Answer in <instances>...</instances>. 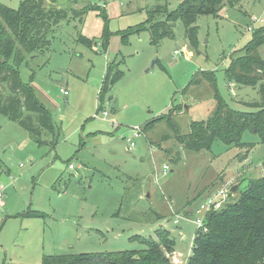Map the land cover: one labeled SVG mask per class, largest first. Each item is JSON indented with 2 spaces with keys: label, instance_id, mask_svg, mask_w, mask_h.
Listing matches in <instances>:
<instances>
[{
  "label": "rangeland",
  "instance_id": "obj_1",
  "mask_svg": "<svg viewBox=\"0 0 264 264\" xmlns=\"http://www.w3.org/2000/svg\"><path fill=\"white\" fill-rule=\"evenodd\" d=\"M23 1L0 3L17 10ZM183 1L44 0L46 8L66 10L68 17L19 72L59 135L55 146H39L0 113V264L142 250L136 237L158 238L159 228L176 240L173 264H185L198 231L189 214L224 184H240L241 193L263 176L264 144L250 130L242 149L216 140L210 150H188L177 134L190 133L193 123L216 111L204 73L214 75L232 109L251 112L241 103L261 101L258 89L230 85L226 70L264 28V0H239L234 7L225 0L217 16H200L197 48L189 44L183 20L175 23L173 37L154 42L150 14L160 19L155 12L174 11ZM260 53L264 57V47ZM112 62L122 73L102 101ZM139 128L146 131L141 136ZM42 139L51 142L48 134Z\"/></svg>",
  "mask_w": 264,
  "mask_h": 264
},
{
  "label": "trees",
  "instance_id": "obj_2",
  "mask_svg": "<svg viewBox=\"0 0 264 264\" xmlns=\"http://www.w3.org/2000/svg\"><path fill=\"white\" fill-rule=\"evenodd\" d=\"M50 1L57 3L60 0ZM227 1L233 7L239 3V0ZM224 2L225 0H184L171 12L161 7L164 12H155L160 19L155 20L150 14L149 31L152 39L158 43L162 38L173 37L175 23L183 20L189 44L197 48L199 17L217 16ZM73 12L82 15L86 11ZM67 17L68 11L46 8L44 0H24L17 10L0 3V113L19 123L39 146H55L59 133L50 111L39 100L34 88L22 80L19 67L28 56L35 57L48 47L49 34ZM262 47L264 28L254 33L245 54L234 60L226 70L230 85L258 89L261 101L241 103L253 111L230 108L218 91L214 75L204 73L203 79L212 85L218 105L208 121L193 123L188 134H177L180 145L188 150L203 151L210 150L213 143L220 140L226 145H235L242 149L246 147L241 142L246 130L259 135L261 143L264 144ZM121 73L115 62L108 65L101 89L102 101ZM166 119L146 124L145 130L149 131L157 122ZM168 122L172 127L175 126L172 120L169 119ZM44 134L51 137V142L43 141ZM247 147L251 149L254 144ZM237 185V191L231 190V197L223 208L211 211L207 215L205 228L196 232L192 255L187 264L264 263V162L261 178L250 180L241 193L240 184ZM156 231L158 238L136 237L146 246L142 250L93 255H56L44 257L42 264H173L171 257L176 253L175 238L170 231L163 228Z\"/></svg>",
  "mask_w": 264,
  "mask_h": 264
},
{
  "label": "built area",
  "instance_id": "obj_3",
  "mask_svg": "<svg viewBox=\"0 0 264 264\" xmlns=\"http://www.w3.org/2000/svg\"><path fill=\"white\" fill-rule=\"evenodd\" d=\"M63 94L65 96L68 95V91L65 89H62ZM108 115L107 112H104V116L106 117ZM136 135L137 136H141L143 135V130L141 128L136 130ZM135 144L131 143V147H134ZM70 168L72 169L73 166H70ZM233 186L229 185V184H224L221 188H219L218 190H216L215 192H212L211 194H208L206 196V198L203 199V202H201L199 204V206L196 208V210H194L192 212V214L189 216L188 220L193 219L194 222L196 223V225L198 226V229H204L205 225H206V218L207 215L211 212V211H217L220 210L221 208H223V206L229 201L230 197H231V190H232ZM4 196V192L2 191V189H0V199H2ZM0 204L3 205L4 202L0 201ZM187 264V262L185 263ZM264 264V263H262Z\"/></svg>",
  "mask_w": 264,
  "mask_h": 264
},
{
  "label": "water",
  "instance_id": "obj_4",
  "mask_svg": "<svg viewBox=\"0 0 264 264\" xmlns=\"http://www.w3.org/2000/svg\"><path fill=\"white\" fill-rule=\"evenodd\" d=\"M232 190H233V192H236V191H237V186H234V187L232 188Z\"/></svg>",
  "mask_w": 264,
  "mask_h": 264
},
{
  "label": "crops",
  "instance_id": "obj_5",
  "mask_svg": "<svg viewBox=\"0 0 264 264\" xmlns=\"http://www.w3.org/2000/svg\"><path fill=\"white\" fill-rule=\"evenodd\" d=\"M262 175H263V172H262ZM236 186H237V188H238V185H236ZM205 196H206V195H205ZM205 196H204V197H205ZM202 199H203V198H202ZM183 241H184V242H187V240H186L185 238H183Z\"/></svg>",
  "mask_w": 264,
  "mask_h": 264
}]
</instances>
